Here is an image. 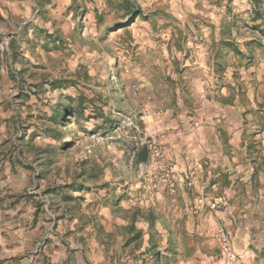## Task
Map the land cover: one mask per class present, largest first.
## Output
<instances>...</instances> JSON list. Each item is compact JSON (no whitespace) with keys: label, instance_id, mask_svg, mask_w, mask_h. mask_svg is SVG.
Masks as SVG:
<instances>
[{"label":"rangeland","instance_id":"obj_1","mask_svg":"<svg viewBox=\"0 0 264 264\" xmlns=\"http://www.w3.org/2000/svg\"><path fill=\"white\" fill-rule=\"evenodd\" d=\"M255 1L262 21L215 13L208 0H0V210L17 206V264H231L216 234L192 238L191 207L158 197L162 169L149 155L163 148L134 120L145 101L131 91L157 62L173 103L184 56L221 21L236 41H262L246 49L256 59L245 81L252 96L258 80L264 100Z\"/></svg>","mask_w":264,"mask_h":264},{"label":"crops","instance_id":"obj_2","mask_svg":"<svg viewBox=\"0 0 264 264\" xmlns=\"http://www.w3.org/2000/svg\"><path fill=\"white\" fill-rule=\"evenodd\" d=\"M208 6L233 18L248 12L253 22L261 20L255 0H208ZM211 23L219 27L215 18ZM219 24L220 35L206 33L196 44L199 50L184 56L181 71L187 75L181 77L183 88L175 87L174 104L165 96L166 78L155 71L159 63L139 68L131 93L145 103L132 116L162 145L166 179L158 197L164 199L162 192L175 208L191 207L192 238L219 237L225 227L243 264H264V100L260 82L254 80L251 96L245 81V68L256 59L246 49L262 41H236ZM221 202L226 206L216 210ZM0 212V264H17V206L5 204ZM205 245L196 254L208 253Z\"/></svg>","mask_w":264,"mask_h":264},{"label":"built area","instance_id":"obj_3","mask_svg":"<svg viewBox=\"0 0 264 264\" xmlns=\"http://www.w3.org/2000/svg\"><path fill=\"white\" fill-rule=\"evenodd\" d=\"M149 164L156 165L162 170L155 174V177L151 184L154 187H157L160 183H162L166 179V170L164 168V155L163 150L159 146H155L149 155ZM217 207H221V203L216 204ZM220 247L224 254L231 261V264H241L238 255L233 251L231 237L229 233L225 230H222L219 236Z\"/></svg>","mask_w":264,"mask_h":264},{"label":"trees","instance_id":"obj_4","mask_svg":"<svg viewBox=\"0 0 264 264\" xmlns=\"http://www.w3.org/2000/svg\"><path fill=\"white\" fill-rule=\"evenodd\" d=\"M139 160H145L146 159V155L142 152L140 155H139ZM168 251H170V248L168 249ZM157 254H160V257H162L161 253L160 252H157Z\"/></svg>","mask_w":264,"mask_h":264}]
</instances>
